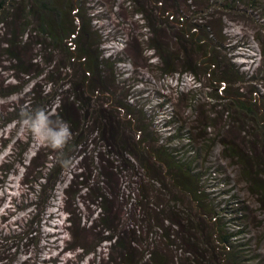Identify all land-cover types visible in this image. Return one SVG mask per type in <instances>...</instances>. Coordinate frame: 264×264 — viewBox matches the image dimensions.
Masks as SVG:
<instances>
[{
    "label": "trees",
    "instance_id": "16d2710c",
    "mask_svg": "<svg viewBox=\"0 0 264 264\" xmlns=\"http://www.w3.org/2000/svg\"><path fill=\"white\" fill-rule=\"evenodd\" d=\"M194 1L134 0L138 5L135 13L140 15L148 33L142 39L149 54L146 61L155 58V62L147 61L148 67L162 78L182 79L189 74L193 79L191 87L176 93L172 106L176 114L172 118L177 116V126L168 135H160L151 128L153 113L137 108L123 91L117 90L118 65L126 58L117 51H105L104 30L94 22L100 13L91 11L94 7L89 0H0V54L7 55V65L1 67L11 72L13 82H23L22 89L14 90L21 92L19 100L23 104L17 106V117L31 121L37 115L44 125L52 119L46 144L41 147L45 162L29 173L36 175L33 183L37 186L29 203L32 216L6 238L24 239L22 243L33 238L40 240L41 219L54 216L49 211L50 200L55 198L54 182L71 160L90 146L94 171L79 175L86 190L89 186L85 180L96 182L91 200L96 212L83 226L97 228L103 235L94 248L86 249L79 243L67 250L79 247L83 250L81 257L84 253L95 254L100 242H106V262L114 264H258L245 248L250 246L247 235L239 237L245 230L231 225L233 217H224L240 195L227 191L223 202L214 203L212 191L206 189L205 171L197 169V161L202 151L206 154L217 149L220 158L237 166L245 188L264 212V92L257 87L258 80L264 79V58L261 56L256 69H241L232 60L231 47H227L230 45H226L225 25L212 18L210 12L219 6L233 10L249 7L264 21V0H205V4ZM262 29L264 33V25ZM255 38L264 53V42L257 34ZM40 81L45 84L43 89ZM26 84L28 90L22 92ZM7 86L0 84V94ZM196 87L204 91L198 93ZM182 97L189 103L180 110ZM199 105L202 108L198 113ZM203 107L207 109L206 116ZM143 113L149 118H144ZM172 118L164 119L163 126L170 125ZM189 119L194 123H189ZM60 123L65 129L59 127ZM110 156L114 164L109 163ZM149 158L180 174L175 176L174 185L190 195L196 211L193 213L190 207L174 210L173 204L163 203V219L153 231L158 242L150 247L145 260L143 254L138 259H127L135 248L145 246L139 236L148 213L143 207L149 202L158 205V201L146 197L130 201L131 207L140 206V213L125 208L129 221L122 217L119 229H112L110 215L116 209L107 200L113 197L118 201L121 193L110 187L113 171L107 165L119 176L126 172L137 174L144 169L150 171ZM47 174H52L51 180ZM76 177L78 174H73L69 180ZM143 177L146 178L145 173ZM151 179L162 182L159 173ZM226 181L222 178L220 183L228 187L230 181ZM245 206L243 203L234 211L242 212L244 217ZM70 216L71 213L67 217L69 230ZM165 247L167 251L178 250V254H168ZM92 263L91 260L89 264Z\"/></svg>",
    "mask_w": 264,
    "mask_h": 264
},
{
    "label": "rangeland",
    "instance_id": "374dc122",
    "mask_svg": "<svg viewBox=\"0 0 264 264\" xmlns=\"http://www.w3.org/2000/svg\"><path fill=\"white\" fill-rule=\"evenodd\" d=\"M192 1L195 3L194 0ZM198 1L205 4V0ZM89 4L94 7L92 12L100 13V18L94 19V22L104 30L106 41L103 46L105 51L107 53L111 50L117 51L126 58L124 63L118 65L117 90L123 91L124 97L130 102H134L137 108L147 110V114L153 113L154 119L151 128L159 131L157 133L160 135H168L178 124L175 120L177 116L172 118L176 114V110L172 107L176 101V93L191 87L192 77L189 74H184L182 79L177 76L162 78L148 67L147 61L155 62V58L146 61L149 54L144 48L142 39L148 33L140 15L135 13L138 5L134 4V0H89ZM210 12L212 18L217 21L219 19L221 25H225L224 36L227 41L226 45H230L227 47H231L229 50L232 60L244 71L256 69L260 64L261 56L262 59L264 58L262 47L255 38V34H257L264 42L262 29L264 21L262 18L249 7L245 10H233L219 6L216 9L211 8ZM6 57V53L0 54V84L9 85L3 88L0 94V126L4 122V125L0 127V264H89L91 260L92 264H114V262H106V256H104L108 245L106 242H100V245L95 248V254L84 253L81 257L79 255L82 254V249L79 247L67 250V247L79 243H82L86 249L94 248L98 237L103 235L102 231L97 228L95 230L83 226V224L87 225L85 220L88 217H94L96 212V205L91 203L92 193L97 188L96 182L95 180L90 182V178L85 180L89 186V189L86 190L83 187L84 183L80 182L79 175L86 176L94 171H92L90 146L81 156L74 157L67 169L58 175L56 183L54 182L55 198H51L49 206V211L54 216L49 220L46 219L47 216L41 219L42 224L38 226L40 240L36 242L33 238L22 243L24 239L17 241L6 238L15 234L20 229L19 226L22 228L32 216V211H30L32 208L29 203L34 199L33 193L37 186L33 183L36 175H29V173H34V170L40 168L45 162L41 147L46 144L50 132L49 126L52 122L50 119L44 125L42 117L37 115L31 121L17 117L19 116L17 106L23 104L19 100L21 92H14V90H18L19 87L22 89L23 82L22 80L19 84L13 82L11 72L1 67L7 65ZM28 87L26 84L22 92L27 91ZM39 87L42 89L45 87L43 81L39 82ZM257 87L261 92H264V79L258 80ZM196 90L198 93L204 91L201 87H196ZM179 101L180 110H183L182 108L189 103L186 97L180 98ZM201 108L199 105L198 113ZM203 109V116H206L207 109L205 107ZM189 112L187 109L186 114ZM147 114L143 113L144 118H149ZM170 118L174 119L171 124L163 126L164 119L169 120ZM188 121L194 123L190 119ZM220 122L221 120L218 119L219 124ZM58 125L61 129H65L63 123ZM204 154L205 152L202 151L199 155L197 169L205 171L203 175H205L206 189L212 191L210 196L215 197L214 203L216 204L224 201L227 191L240 195L229 210L227 207L228 212H225V220L233 217L230 219L231 225L245 230L239 237L247 235L246 237L249 238L250 246L245 247L249 249L248 255L253 256L256 263L264 264V212L258 209L253 197L245 188L236 165L220 158L217 149L207 152L205 158H203ZM112 160H114L112 157L109 158V163L114 164ZM23 161L28 164L26 167L23 166ZM149 162L147 164L150 171L145 172L144 169L137 174L126 172L121 176L114 173L115 170L110 164L107 165L113 171L109 185L114 189L118 188L121 193L118 201L113 197L107 200L113 204V210L116 209L110 215L112 229H119L122 217L127 222L129 221L125 208L127 211L132 209L135 214L140 213V206L131 207L130 201L133 202L139 197H146L150 200L155 198L158 201V205H152L149 202L143 207V211H148V213L144 220L146 224L144 223L145 226L139 236L143 242L142 245L145 246H140L139 249L135 248L133 252L129 250L130 256L127 255V259L130 257L138 259L143 254L142 260H145L150 247L158 242L157 236L154 238L153 231L163 219L160 213L163 203H167L169 206L173 204L174 210H179L180 207L189 210V207L192 208L195 204L185 190L174 185L176 177L180 176L178 172H172L170 167L152 158H149ZM6 168L8 169L5 170ZM42 172L46 174L47 171L42 169ZM144 173L146 178L143 177ZM158 173L162 177V182L151 179ZM205 173L209 174L208 178ZM73 174H78V177L74 178L76 179L74 181L69 180ZM51 176L52 174H47L46 178L49 177L51 180ZM222 178L225 179V182H227L226 180L230 181L228 187L226 183H220ZM53 203H55L54 207H52ZM243 203L246 204L243 212L244 217L241 216L242 212L234 211L237 206ZM194 211L196 210L192 208L193 213H195ZM69 213H71V230L68 229L67 222ZM16 238L18 237L15 236ZM245 238H241V241ZM168 249L169 251L166 247L163 248L168 254L172 255L173 251L178 254V250ZM112 254L117 257V253Z\"/></svg>",
    "mask_w": 264,
    "mask_h": 264
}]
</instances>
